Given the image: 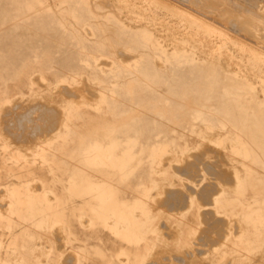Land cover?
Listing matches in <instances>:
<instances>
[{"label":"rangeland","instance_id":"374dc122","mask_svg":"<svg viewBox=\"0 0 264 264\" xmlns=\"http://www.w3.org/2000/svg\"><path fill=\"white\" fill-rule=\"evenodd\" d=\"M123 1L0 0V83L12 79L14 85L29 88L26 98L10 104L0 103V122L5 116V109L11 111L10 108H13L14 115H31L29 117L25 114L29 117L28 121L24 122L28 130L34 125H41L38 123L39 114L40 117H49L50 114H44L45 108V111H52L58 117L60 132L62 126L65 130L63 121L73 113L78 116H90L88 127L82 130L88 131L90 139L87 143L90 144L84 147L88 146L93 156L89 155L91 157L88 165L95 170L79 172L78 182H86L87 179L102 182L108 174L114 172L120 174L121 181L126 179L130 168L140 164L154 183L136 192L148 196L146 200L149 201L138 206L151 207V210H154V219L158 214L165 215V210L157 204L158 199L163 196L164 186L174 189L178 187L176 189L190 196L189 205L197 212V222L200 219L199 229L192 233L188 240L193 261H204L206 264H244L245 261V264H264V0ZM175 1L179 2L181 7ZM245 2H249L248 5ZM174 4L175 6H172ZM145 5V11L139 12V8ZM238 22L241 23L240 26ZM208 24L223 34H206L205 27ZM237 27H242V31ZM231 32L237 33L233 35ZM257 35L263 38H258ZM197 42H204L208 47L212 45L221 48V58L214 57L217 52L212 55L209 49L198 45ZM195 66L197 67L194 68ZM39 73L49 84L40 80ZM94 81H98L99 85L94 84ZM99 93L101 101L97 103ZM71 97L74 100H71ZM183 99H186V102ZM88 102L92 105L97 103L99 109L95 110L94 106L86 105ZM135 120L142 121V130L155 131L157 138L142 139L140 144H135V140L125 137L123 132L132 130ZM28 122H33L32 127H29L31 124ZM236 135L238 138H234ZM54 136L56 135L46 139L47 153L58 135L55 138ZM228 137L234 140L229 142ZM92 147L101 149L95 151ZM19 148L10 150L5 145L2 152H6L9 157L16 152L18 162H27V159L31 158L29 163L37 164L38 158L36 153L34 154L38 152L37 145L33 146L34 150L29 151V156L18 153L21 151ZM191 149H195L197 154L204 152V162L218 161L225 171H229L230 180L225 183L219 180L213 182L203 165L199 166L198 171L201 173V180L197 178L193 181L177 172L187 161H191L190 153L194 152ZM211 149L216 154L211 152ZM15 162V167L20 165ZM51 167L52 169L46 172L47 180L53 182L59 178L69 179V172L56 171L53 165L47 164V168ZM68 182L59 187H39L37 182L26 188L0 186V211L34 210L36 204L33 201L37 200L42 202L41 206L45 209L64 210L71 205V195L118 194L116 188L106 191L104 184L100 183L102 186L92 185L91 182L89 186H70ZM212 182L218 186L216 194L211 197V204L203 205L197 201L196 195L189 194L188 188L193 192L197 189L198 193L200 188L197 187ZM22 191L27 193V196H24V199H28L27 204L21 201L23 195L17 196L21 195ZM205 210L213 212L216 218H223L224 224L204 237L200 232L206 228L201 215ZM141 212L139 208L129 211L132 222H118L112 213L108 214L105 227L109 230L115 228L113 230L116 231L111 237L118 239L117 231H122L127 226H132L133 222L139 221L143 217ZM182 212H174L169 217L180 220L184 215ZM199 237L203 238L202 242L196 241ZM98 238L80 236L79 248L85 249L90 255L98 253L104 249ZM198 242L202 244L199 245ZM15 253L14 262L17 264L21 252ZM47 254L48 250L45 255ZM84 256L85 252L78 253V264L83 261ZM123 259L121 255L117 258L119 263H122ZM98 261L101 262V257Z\"/></svg>","mask_w":264,"mask_h":264},{"label":"crops","instance_id":"0c3cea01","mask_svg":"<svg viewBox=\"0 0 264 264\" xmlns=\"http://www.w3.org/2000/svg\"><path fill=\"white\" fill-rule=\"evenodd\" d=\"M28 95L29 88H26L24 85H14L12 83V79L6 80L5 83H0L1 104H10L15 100L24 99ZM12 110L13 108H11V111L8 110L9 112H6L7 116L1 120L2 123L0 122V186L26 188L32 183L37 182V186L39 187H59L63 186L65 182L67 184V181H69L68 183H70V186H89L91 183L92 185L104 184L106 191L116 188L118 194L108 195L105 193L101 195H71V200L69 201L71 205L64 210L57 208L49 210L45 209L44 206H41L42 202L37 200L35 202L33 201V203L36 204V209L34 210L22 209L6 212L0 211V264H15L14 260H16V258L13 256L15 255V251L21 252L17 258V261L19 260V263L17 264H78V253L81 251L85 252V256L80 264H168V262L169 264H205L204 261H193V259H191L193 258V255L189 253V236L199 228L197 222V212L192 210V205L186 209L177 210L184 212H182L184 214L183 218L178 221L177 219L169 217V215L171 216V214L177 211L169 212L167 210L168 208L160 206L159 203L163 196L159 198L157 204H159V208L166 210L163 212L165 215L158 214L157 218L154 219L153 213H151L153 212L151 207L138 206L141 203H146L148 201L146 200L148 197L146 195L136 194V192L139 191V189L141 190L151 185L152 182L154 183V180L149 178L144 169L141 168L140 164L130 168L129 172L125 176L126 179H121V181L120 174L118 172H114L110 175L108 174L106 176L107 178L102 180V182H96L97 180L95 179H87L86 182H78L77 179L79 172L95 170L88 165L89 157L92 156L88 148L90 143H87L90 139L87 135L88 131L82 130V128L88 127L87 123L90 116H78L73 113L67 120L63 121L65 130H63L62 126V130L59 132V126L57 125L59 122L58 117L52 115L47 118L43 115L42 117H39L40 121L38 120V123L43 124H41L42 129L38 124L37 126L40 128L33 126L35 128L33 130L32 127V132L30 133V128L28 130L23 128L25 127L23 122H27L28 117L25 115H13ZM14 116L17 118H12ZM22 116L25 120H27H21L23 119ZM18 117H21V119L17 120L19 119ZM49 118H51V120ZM7 120L10 121L11 125L7 122ZM20 121L23 123L21 126H19L21 123ZM44 121L47 123L46 125L43 123ZM13 122H17L16 125H13L15 124ZM133 123V129L127 130L123 133L126 135L125 137L135 140V144H140L142 139L157 138V133L155 131L142 130V121L135 120ZM3 124L4 129L2 127ZM7 124H9L10 127L6 126ZM18 127L20 129L22 128L23 131L22 129H18ZM93 127L98 126H92V128ZM13 128H15L16 132ZM36 129L42 130L41 132L43 134L39 132L40 130L37 132ZM20 131H22L23 134H21ZM11 132L12 134L15 133L16 136L15 134L11 135ZM33 133H36L37 135H33ZM8 134L10 135L8 136L9 138L7 137ZM40 134L42 135L40 136ZM28 135H32V138ZM38 135L39 137H37ZM53 135L58 136H54V138L56 137L54 139L55 141L52 142V146L47 153L45 151V139H50ZM17 136H19L18 139ZM16 139L18 141H16ZM25 139L27 141L24 142ZM86 144H88V146L84 147ZM5 145L7 148L21 147V151L18 153L25 156H29V151L31 149L34 150L33 146L37 145L38 152H34L38 158L37 164L33 165L29 163L31 158L27 159L29 162H18L19 160H17L16 152L13 154L11 153L12 155L9 157L2 152ZM27 145L29 149L26 147ZM92 148L95 151H99L101 149L100 147ZM15 159L17 160L16 162L14 161ZM13 161L15 163H20V165L15 167L13 165ZM47 164L53 165V169L56 171L69 172V179L59 178L53 180V182L47 180L46 172L47 170L52 169V167L47 168ZM73 182H75V184H73ZM17 196H22L21 201L23 204L28 203V199H24V196H27L25 191H22L21 195L17 194ZM135 208L142 210L141 213L143 214V217L139 219V221L133 222L132 226L130 225L122 231H117V233H119L118 239L111 237V235L116 231L114 232L113 230L115 228L109 230L105 227L106 216L112 213L118 222H120V220L131 221V212L129 213V211L134 210ZM162 217L164 219H162ZM173 235L176 240L173 238ZM80 236H86L87 238L90 236L99 237L98 241L101 242L104 249L98 253L90 255L85 249L79 248ZM166 244L169 245L167 246ZM47 250L48 254L45 255L44 253L47 252ZM62 251H65L66 253ZM120 255L124 257L122 263H119L117 260ZM181 255L183 258L180 259ZM57 256L59 258H57ZM99 257H101V262L98 261ZM166 257H169V260H167Z\"/></svg>","mask_w":264,"mask_h":264},{"label":"bare ground","instance_id":"6f19581e","mask_svg":"<svg viewBox=\"0 0 264 264\" xmlns=\"http://www.w3.org/2000/svg\"><path fill=\"white\" fill-rule=\"evenodd\" d=\"M123 1V0H122ZM134 1H136V0H134ZM139 1H141V0H139ZM158 1V0H157ZM168 1V0H167ZM166 1V2H167ZM173 1V0H172ZM202 1V0H201ZM207 1V0H206ZM230 1V0H229ZM239 1V0H238ZM241 1V0H240ZM243 1H245V0H243ZM246 1H248V0H246ZM256 1V0H255ZM124 2V1H123ZM175 2H177V1H175ZM183 2V1H182ZM184 2H186V1H184ZM187 2H188V0H187ZM197 2H199V1H197ZM254 2V1H253ZM263 2V1H262ZM162 3V2H161ZM172 3V2H171ZM179 5H180V3L179 2H177ZM190 3V2H189ZM209 3V2H208ZM213 3V2H212ZM239 3H241V2H239ZM245 3H247V2H245ZM249 3V2H248ZM248 3H247V5H248ZM255 3H257V2H255ZM261 3V2H260ZM120 4V3H119ZM194 4H196V2L194 3ZM202 4V3H201ZM205 4V3H204ZM99 5V4H98ZM124 5V4H123ZM246 5V4H245ZM263 5V4H262ZM100 6H101V4H100ZM107 6V5H106ZM172 6H175V4L174 5H172ZM177 6V5H176ZM184 6V5H183ZM146 5L144 6V7H141V8H139L141 11H139V12H142V11H145L144 9H146ZM170 7V6H169ZM180 7H181V5H180ZM208 7V6H207ZM212 7H213V5H212ZM218 7V6H217ZM241 7V6H240ZM60 8V7H59ZM183 8V7H182ZM190 8V7H189ZM206 8V7H205ZM204 8V9H205ZM214 8V7H213ZM235 8V7H234ZM237 8V7H236ZM239 8V7H238ZM245 8V7H244ZM254 8V7H253ZM106 9V8H105ZM120 9V8H119ZM150 9V8H149ZM174 9V8H173ZM179 9V8H178ZM185 9V8H184ZM209 9H211V8H209ZM177 10V9H176ZM190 10H192V9H190ZM189 10V11H190ZM234 10H236V9H234ZM248 11H250L249 9H247ZM108 11V10H107ZM114 10H112V12H113ZM180 11H181V9H180ZM188 11V10H187ZM194 11V10H193ZM203 11V10H202ZM148 12H149V10H148ZM195 12H197V11H195ZM195 12H194V14H195ZM222 12V11H221ZM237 12V11H236ZM241 12V11H240ZM242 12H246V11H242ZM252 12V11H251ZM114 13V12H113ZM180 13H183V12H180ZM186 13V12H185ZM193 13V12H192ZM191 13V14H192ZM235 13V12H234ZM100 14V13H99ZM153 14V13H152ZM154 14H155V12H154ZM158 14V13H157ZM193 14V15H194ZM200 14V13H199ZM201 15V14H200ZM203 15V14H202ZM261 15V14H260ZM139 16V15H138ZM157 16H159V14L157 15ZM166 16V15H165ZM204 16V15H203ZM235 16V15H234ZM140 17V16H139ZM169 17V16H168ZM191 17V16H190ZM206 17V16H205ZM261 17V16H260ZM264 17V16H263ZM170 18V17H169ZM207 18V17H206ZM209 18V17H208ZM121 19V18H120ZM164 19V18H163ZM172 19V18H171ZM196 19H198V18H196ZM195 19V20H196ZM201 19V18H200ZM203 19V18H202ZM210 19V18H209ZM209 19H207L208 21H209ZM213 19V18H212ZM212 19H211V23H212ZM264 19V18H263ZM215 20V19H214ZM176 21V20H175ZM174 21V22H175ZM201 21V20H200ZM232 21H234V20H232ZM104 22V21H103ZM198 22V21H197ZM203 22H205V21H203ZM237 22V21H236ZM243 22V21H242ZM199 23V22H198ZM217 23H218V21H217ZM232 23V22H231ZM244 23H246V22H244ZM248 23V22H247ZM50 24V23H49ZM104 24V23H103ZM128 24V23H127ZM177 24H179V23H177ZM201 24V23H200ZM216 23H214V25H215ZM218 24H220L221 25V23H218ZM233 24H234V22H233ZM238 24H239V22H238ZM241 24V23H240ZM240 24H239V26H240ZM243 24V23H242ZM249 24H251V23H249ZM140 25V24H139ZM171 25V24H170ZM202 25V24H201ZM245 26H246V24H244ZM138 26V25H137ZM179 26V25H178ZM216 26V25H215ZM230 26V25H229ZM234 26V25H233ZM235 26H236V23H235ZM238 26V25H237ZM242 26V25H241ZM244 26V27H245ZM18 27V26H17ZM130 27V26H129ZM214 27V26H213ZM243 27V26H242ZM241 27V28H242ZM258 27V26H257ZM29 28V27H28ZM78 28V27H77ZM176 28V27H175ZM179 28V27H178ZM235 28V27H234ZM237 28H240V27H237ZM241 28H240V31H242L241 30ZM255 28V27H254ZM112 29V28H111ZM248 29V28H247ZM249 29L251 30V28L249 27ZM249 29H248V32H249ZM260 29V28H259ZM113 30V29H112ZM199 30V29H198ZM226 30V29H225ZM224 30V31H225ZM245 30H246V28H245ZM26 31V30H25ZM84 31V30H83ZM108 31V30H107ZM109 31H110V29H109ZM181 31V30H180ZM233 31V30H232ZM262 31V30H261ZM111 32V31H110ZM183 32V31H182ZM215 32H217V33H215ZM226 32H228V31H226ZM233 32H235V31H233ZM243 32H244V29H243ZM253 32H256V31H253ZM252 32V33H253ZM10 33V32H9ZM13 33V32H12ZM21 33V32H20ZM86 33V32H85ZM191 33V32H190ZM193 33V32H192ZM205 33L206 34H218L219 36H221L223 33H221L219 30H216V29H214V28H212L211 26H209V24L205 27ZM232 33V32H231ZM231 33H229V34H231ZM237 33V32H236ZM235 33V34H236ZM245 33V32H244ZM247 33V32H246ZM251 33V32H250ZM249 33V34H250ZM259 33L261 34V32L259 31ZM18 34V33H17ZM17 34L15 35V36H17ZM40 34V33H39ZM87 34V33H86ZM102 34V33H101ZM162 34V33H161ZM227 34V33H226ZM233 34V33H232ZM231 34V35H232ZM235 34H233V35H235ZM30 35V34H29ZM28 35V36H29ZM194 35V34H193ZM237 35H239V34H237ZM251 35V34H250ZM35 36V35H34ZM156 36V35H155ZM184 36V35H183ZM209 36V35H208ZM253 36V35H252ZM258 36V35H257ZM260 36V35H259ZM259 36H258V38H259ZM14 37V36H13ZM230 37V36H229ZM240 37V36H239ZM241 37H244V36H241ZM254 37V36H253ZM261 38H263L262 36H260ZM29 38V37H28ZM27 38V39H28ZM182 38V37H181ZM201 38V37H200ZM232 38V37H231ZM236 38V37H235ZM245 38H246V36H245ZM250 38H251V36H250ZM17 39V38H16ZM16 39H14V40H16ZM237 39H239V38H237ZM236 39V40H237ZM249 39V38H248ZM32 40V39H31ZM30 40V41H31ZM162 40V39H161ZM243 40V39H242ZM26 41V40H25ZM58 41V40H57ZM71 41V40H70ZM178 41V40H177ZM193 41V40H192ZM206 41V40H205ZM204 41V42H205ZM208 41V40H207ZM241 41V40H240ZM248 41V40H247ZM253 41V40H252ZM254 41H255V39H254ZM253 41V42H254ZM258 41V40H257ZM23 42V41H22ZM204 42H197L198 43V45H200V46H202V47H205V48H207V49H209V51H210V53L212 54V55H214V53H216L217 52V55H215L214 57H216V58H221V48H219V47H217V46H212V45H209L210 47H208V45H206ZM209 42V41H208ZM238 42V41H237ZM251 42V41H250ZM249 42V43H250ZM256 42V41H255ZM259 42V41H258ZM21 43V42H20ZM34 43V42H33ZM242 43V42H241ZM240 43V44H241ZM244 43V42H243ZM261 43H262V41H261ZM19 44V43H18ZM27 44V43H26ZM25 44V45H26ZM251 44V43H250ZM257 45H258V43H256ZM28 45V44H27ZM238 45H239V43H238ZM55 46V45H54ZM60 47V46H59ZM160 46H157V48H159ZM176 47V46H175ZM39 48V47H38ZM170 48V47H169ZM173 48V47H172ZM256 48V47H255ZM260 48V47H259ZM262 48H264L263 46H262ZM261 48V49H262ZM230 49H232V48H230ZM196 51H197V49H195ZM108 51V50H107ZM169 51V50H168ZM142 52V51H141ZM254 52V51H253ZM259 52H261L260 50H259ZM176 53V52H175ZM264 53V52H263ZM134 54V53H133ZM200 54V53H199ZM227 54V53H226ZM99 56H101V55H99ZM225 56V55H224ZM175 57V56H174ZM198 57V56H197ZM226 57V56H225ZM262 57V56H261ZM92 58V57H91ZM228 58V57H227ZM264 58V57H263ZM119 59V58H118ZM189 59V58H188ZM80 60V59H79ZM191 60V59H190ZM226 60V59H225ZM183 61V60H182ZM218 61V60H217ZM122 62V61H121ZM177 62H179V61H177ZM189 62V61H188ZM187 62V63H188ZM193 62V61H192ZM220 61H218V63H219ZM233 62H234V60H233ZM215 63V62H214ZM224 63H226V62H224ZM223 63V64H224ZM263 63V62H262ZM180 64V63H179ZM203 64H204V62H203ZM187 65V64H186ZM191 65H192V63H191ZM221 65V64H220ZM85 66V65H84ZM102 66V65H101ZM184 66H185V64H184ZM183 67V66H182ZM197 66H195L194 68H196ZM223 67V66H222ZM248 67V66H247ZM259 67V66H258ZM187 68V67H186ZM189 68H191V67H189ZM188 68V69H189ZM231 69V68H230ZM201 70V69H200ZM215 70V69H214ZM220 70V69H219ZM225 70H226V68H225ZM229 70V69H228ZM227 70V71H228ZM196 71V70H195ZM227 73V72H226ZM232 74V73H231ZM34 75V74H33ZM33 75H31V76H33ZM193 75V74H192ZM38 77L40 78V80H42L43 82H45L46 84H49L48 83V81L46 80V79H44L43 77H42V75L39 73L38 74ZM188 77H190L189 75H188ZM135 81V80H134ZM31 83V82H30ZM82 84V83H81ZM94 84H96V85H99V82L98 81H94ZM36 85V84H35ZM40 85V84H39ZM93 85V84H92ZM175 85V84H174ZM76 87V86H75ZM49 88H51V87H49ZM61 88H62V86H61ZM78 88V87H77ZM77 88H75L76 90H77ZM81 88V87H80ZM127 88V87H126ZM125 88V89H126ZM42 89V88H41ZM62 89H64V88H62ZM73 89V88H72ZM51 90V89H50ZM71 90V89H70ZM69 90V91H70ZM74 90V89H73ZM124 90V89H123ZM241 91H243V90H241ZM240 91V92H241ZM84 92V91H83ZM129 92V91H128ZM239 92V93H240ZM62 93H64V92H62ZM66 93V92H65ZM77 93V92H76ZM75 93V94H76ZM79 93V92H78ZM82 93V92H81ZM87 93H89V92H87ZM95 93V92H94ZM31 94V93H30ZM74 94V93H73ZM49 95V94H48ZM47 95V96H48ZM59 95H60V93H59ZM68 95V94H67ZM86 95V94H85ZM262 95H264V93L262 92ZM33 96V95H32ZM50 96V95H49ZM62 96V95H61ZM66 96V95H65ZM83 96H84V94H83ZM87 96V95H86ZM27 97V96H26ZM36 97V96H35ZM40 97H41V95H40ZM133 97V96H132ZM50 98V97H49ZM51 98H53V97H51ZM67 98V97H66ZM77 98H79V97H77ZM80 98H81V100L83 99L81 96H80ZM135 98V97H134ZM246 98V97H245ZM98 100H97V103H99V101H101V94L99 93L98 94V98H97ZM129 99V98H128ZM26 100V99H25ZM37 100V99H36ZM71 100H74L72 97H71ZM70 100V101H71ZM89 100V99H88ZM133 100H135V99H133ZM184 100V99H183ZM186 100V99H185ZM184 100V101H185ZM20 101V100H19ZM19 101H17V102H19ZM31 101V100H30ZM34 101V100H33ZM32 101V102H33ZM43 101V100H42ZM57 101H58V99H57ZM84 101V100H83ZM127 101V100H126ZM161 101V100H160ZM36 102V101H35ZM73 102V101H72ZM162 102V101H161ZM186 102V101H185ZM201 102V101H200ZM9 103V102H8ZM49 103V102H48ZM51 103V102H50ZM75 103V102H74ZM79 103H81V102H79ZM78 103V104H79ZM97 103H95L94 105H92L91 103H87L86 105H88V106H94V109L95 110H98L99 109V106H98V104ZM126 103V102H125ZM153 103V102H152ZM166 103H167V101H166ZM20 104H21V102H20ZM20 104H18L17 106H19ZM27 104H29L28 103V100H27ZM31 104V103H30ZM35 104V103H34ZM37 104V103H36ZM39 104V103H38ZM71 104V103H70ZM138 104V103H137ZM44 105V104H43ZM55 105V104H54ZM57 105V104H56ZM76 105V104H75ZM263 105H264V103H263ZM17 106H16V108H17ZM30 106V105H29ZM33 106V105H32ZM49 106V105H48ZM69 106V105H68ZM134 106V105H133ZM132 106V107H133ZM143 106V105H142ZM8 107H9V105H8ZM14 108H15V106H13ZM21 107V106H20ZM24 107H25V105H24ZM37 107V106H36ZM58 107V106H57ZM59 107H60V105H59ZM26 108V107H25ZM24 108V109H25ZM29 108V107H28ZM32 108V107H31ZM53 107H51V109H52ZM126 108V107H125ZM136 108H137V106H136ZM157 108V107H156ZM155 108V109H156ZM0 109H2V108H0ZM11 109V108H10ZM34 109V108H33ZM36 109V108H35ZM44 109V114L45 115H47V114H50L49 115V117L50 116H52V115H54L53 113H52V111H49V110H46L45 111V108H43ZM49 109H50V107H49ZM58 109V108H57ZM128 109V108H127ZM132 109V108H131ZM166 109H168V108H166ZM20 110H22V109H20ZM20 110H19V112H20ZM26 110H28V109H26ZM37 111H38V109H36ZM41 110H42V107H41ZM40 110V111H41ZM66 110H67V108H66ZM5 111H6V109H5ZM5 111H4V115L5 116H7L6 114H5ZM13 111V110H12ZM24 111V110H23ZM35 111V110H34ZM43 111V110H42ZM128 111V110H127ZM7 113L9 112L8 110L6 111ZM25 112V111H24ZM30 112V111H29ZM33 112V111H32ZM54 112V111H53ZM128 112H130V111H128ZM134 112H135V110H134ZM153 112H154V110H153ZM34 113V112H33ZM43 113V112H42ZM95 113V112H94ZM156 113V112H155ZM161 113V112H160ZM3 114V113H2ZM25 114H27L28 115V113H24V115ZM131 114V113H130ZM129 114V115H130ZM14 115V114H13ZM18 115V114H17ZM22 115H23V113H22ZM36 115V114H35ZM34 115V117H35V119H36V116ZM43 115V114H42ZM127 115V114H126ZM134 115V114H133ZM132 115V116H133ZM141 115V114H140ZM164 115V114H163ZM2 117H3V115H1ZM4 116V117H5ZM12 116V115H11ZM18 116H21L20 115V113H19V115ZM29 116V115H28ZM31 116V115H30ZM29 116V117H30ZM41 115L39 114V117H40ZM59 116V115H58ZM29 117H28V119H29ZM38 117V118H39ZM165 117V116H164ZM164 117H162L163 119H164ZM1 118V117H0ZM12 118H15V116L14 117H12ZM17 118V117H16ZM15 118V119H16ZM19 119H17V120H20L21 119V117H18ZM22 118L23 119H21V120H25L24 119V117L22 116ZM37 118V119H38ZM48 118V117H47ZM129 118V117H128ZM132 118V117H131ZM255 118V117H254ZM2 119V118H1ZM10 119V118H9ZM14 119V120H15ZM31 119V118H30ZM34 119V118H33ZM50 120H51V118H49ZM124 119V118H123ZM13 120V119H12ZM16 120V121H17ZM27 120V119H26ZM25 120V121H26ZM44 120V119H43ZM42 120V121H43ZM104 120V119H103ZM125 120H127L126 119V117H125ZM196 120V119H195ZM40 121V120H39ZM38 121V122H39ZM41 121V122H42ZM46 121H47V119H46ZM117 121V120H116ZM163 121V120H162ZM7 122H9V124L11 125V123H10V121L9 120H7ZM21 122V121H20ZM19 122V123H20ZM55 122V121H54ZM102 122V121H101ZM125 122V121H124ZM151 122V121H150ZM157 122V121H156ZM155 122V123H156ZM1 123H2V121H1ZM4 123V122H3ZM13 123H15V124H13ZM12 124L13 125H16V123L17 122H13ZM24 123V122H23ZM22 122L20 123V125L19 126H21V124H23ZM28 123H30V122H28ZM33 123V122H32ZM32 123H30L31 124V126H29V127H32ZM43 123H45V121L43 122ZM120 123V122H119ZM163 123V122H162ZM168 123V122H167ZM9 124H7L6 126H9L10 127V125ZM27 124V123H26ZM35 124V123H34ZM33 124V125H34ZM42 124V123H41ZM47 123H45V125H46ZM51 124V123H50ZM118 124V123H117ZM151 124V123H150ZM157 124V123H156ZM160 124V123H159ZM18 125V124H17ZM28 125V124H27ZM43 125V124H42ZM113 126H114V124H112ZM223 125H225V124H223ZM222 125V126H223ZM2 126V125H1ZM24 126H26V125H24ZM35 126V125H34ZM39 126H41L40 124H39ZM39 126H36V128L37 127H39ZM169 126V125H168ZM3 129H4V124H3ZM23 127V126H22ZM16 128V127H15ZM15 128H13L14 129V131H15ZM23 128H26V127H23ZM34 128L35 127H33V130H34ZM40 128V127H39ZM170 128V127H169ZM218 128V127H217ZM7 129V128H6ZM5 129V130H6ZM11 129H12V127H11ZM10 129V130H11ZM18 129H20L19 127H18ZM22 129V128H21ZM20 129V130H21ZM27 129V128H26ZM29 129V128H28ZM41 129H42V126H41ZM31 130V131H30ZM30 130H29V132L31 133L32 132V129L30 128ZM37 130V129H36ZM36 130H35V132H36ZM40 130V129H39ZM39 130H37V132L39 131ZM235 130V129H234ZM3 131V130H2ZM13 131V132H14ZM22 131H23V129H22ZM22 131H20V133L21 134H23L22 133ZM27 131V130H26ZM25 131V132H26ZM42 130H40L39 132H41ZM46 131L48 132V130L46 129ZM45 131V132H46ZM160 131V130H159ZM5 132V131H4ZM16 132V131H15ZM28 132V131H27ZM162 132V131H161ZM160 132V133H161ZM166 132H167V130H166ZM172 132V131H171ZM3 133V132H2ZM7 133V132H6ZM6 133H5V135H6ZM42 133V132H41ZM168 133V132H167ZM1 134V133H0ZM11 135H14V134H12V132L10 133ZM21 134H19V135H21ZM24 134H26V133H24ZM37 135L36 133H33V135ZM43 134V133H42ZM42 134H40V136L42 135ZM48 134V133H47ZM103 134V133H102ZM221 134V133H220ZM233 134V133H232ZM27 135V134H26ZM205 135V134H204ZM203 135V136H204ZM8 136H10L9 134L7 135V137ZM15 136H16V134H15ZM30 138H32V135H28ZM103 136V135H102ZM181 136V135H180ZM179 136V137H180ZM6 137V136H5ZM12 137H14V136H12ZM18 137L19 136H17V139H18ZM37 137H39V135L37 136ZM9 138V137H8ZM26 138H28V137H26ZM46 138V137H45ZM234 138H238V135H236ZM10 139H11V137H10ZM9 139V140H10ZM13 139H15V138H13ZM16 139V141H18ZM34 139V138H33ZM33 139H31V140H33ZM38 139V138H37ZM148 139H150V138H148ZM175 139V138H174ZM213 139V138H212ZM216 139V138H215ZM226 139V138H225ZM20 140V139H19ZM46 140V139H45ZM177 140V139H176ZM179 140V139H178ZM195 140V139H194ZM206 140V139H205ZM209 140V139H208ZM228 140H229V142L230 141H233L234 139L232 138V137H228ZM14 141V140H13ZM25 141H27L26 139L24 140V142ZM30 141V140H29ZM38 141H39V139H38ZM41 141H43V140H41ZM173 141V140H172ZM209 141H211V140H209ZM15 142V141H14ZM21 142V141H20ZM22 142H23V140H22ZM32 142V141H31ZM153 142V141H152ZM226 142V141H225ZM205 143V142H204ZM203 143V144H204ZM21 144H23V143H21ZM36 144V143H35ZM172 144V143H171ZM232 144V143H231ZM17 145V144H16ZM28 145H29V143H28ZM28 145L26 146V147H28ZM1 146V145H0ZM35 146V145H34ZM203 146V145H202ZM207 146V145H206ZM226 147H227V145H226ZM234 147V146H233ZM18 148V147H17ZM23 148H24V146H23ZM189 148V147H188ZM201 148V147H200ZM199 148V149H200ZM20 150H21V147L19 148ZM28 149H29V147H28ZM92 149V148H91ZM156 149V148H155ZM10 150H11V148H10ZM24 150V149H23ZM32 150V149H31ZM191 150H195V149H191ZM212 150V149H211ZM221 150H222V148H221ZM19 151V150H18ZM26 151V150H25ZM24 151V152H25ZM158 151V150H157ZM242 151V150H241ZM23 152V153H24ZM33 152V151H32ZM104 152V151H103ZM170 152H172V151H170ZM176 152V151H175ZM179 152V151H178ZM195 152V151H194ZM194 152H192V153H190L191 154V156H190V159H191V161H187L186 162V164L184 165V167H183V165L181 166L182 168H180V170L178 171L177 170V172H179V173H181V174H183L184 176H187V177H189L190 179H192L193 181H194V179H200L201 178V173H199L198 171H199V166H204V168H205V172H207L208 173V175L211 177V179L213 180V182L215 181V180H219V181H224V183H225V181H229L230 180V178H231V175L227 172V171H225V169L223 168V167H221L219 164H218V161H217V163L216 162H204L203 161V155H205L204 154V152H202V153H200V154H197L196 152L194 153ZM200 152H201V150H200ZM211 152H213L214 154H216L215 153V151L214 150H212ZM231 152V151H230ZM6 153V152H5ZM159 153H163L162 151L160 152L159 151ZM210 153V152H209ZM193 154V155H192ZM197 154V155H196ZM208 154V153H207ZM17 156V155H16ZM105 156V155H104ZM184 156V155H183ZM207 156H209V155H207ZM218 156V155H217ZM214 157V156H213ZM216 157V156H215ZM223 157V156H222ZM180 158V157H179ZM184 158H186V156L184 157ZM183 158V159H184ZM213 159V158H212ZM228 159V158H227ZM25 160V159H24ZM156 160V159H155ZM175 160V159H174ZM177 160V159H176ZM185 160V159H184ZM183 160V161H184ZM220 160V159H219ZM36 161V160H35ZM27 162H29V161H27ZM37 162V161H36ZM161 162V161H160ZM179 162V161H178ZM223 162V161H222ZM12 163V162H11ZM220 163V162H219ZM231 163V162H230ZM175 164V163H174ZM178 166H180V165H178ZM152 167V166H151ZM203 168V167H202ZM223 168V169H222ZM230 168V167H229ZM234 168V167H233ZM172 169V168H171ZM232 169V168H231ZM233 170V169H232ZM11 171V170H10ZM163 171V170H162ZM201 171V170H200ZM17 172V171H16ZM165 172V171H164ZM163 173V172H162ZM206 173V174H207ZM10 174V173H9ZM155 174V173H154ZM160 174V173H159ZM41 175V174H40ZM178 175V174H177ZM233 175V174H232ZM45 176V175H44ZM181 177V176H180ZM39 178H41V177H39ZM184 178V177H183ZM235 178V177H234ZM43 179H44V177H43ZM169 179V178H168ZM167 179V180H168ZM123 180V179H122ZM201 180V179H200ZM199 180V181H200ZM212 180H210V181H212ZM160 181V180H159ZM159 181H157V182H159ZM164 181V180H163ZM178 181H182V180H178ZM32 182V181H31ZM162 182V181H161ZM209 183V184H206V185H204V186H202V187H197V188H200V190L198 191V193H197V189H195L196 190V192L194 191H192V189L191 188H188V186H187V188H188V190L190 191V193L189 194H193L194 196L196 195V197H197V201H200L201 202V204H203V205H205V204H211L210 203V201H211V197L213 196V195H215L216 194V191H217V186L215 185V183ZM14 183V182H13ZM222 183V182H221ZM40 184V183H39ZM70 184V183H69ZM169 184V183H168ZM188 184V183H187ZM17 185V184H16ZM152 185V184H151ZM171 185V184H170ZM169 185V186H170ZM182 185V184H181ZM189 185V184H188ZM25 186V185H24ZM161 186V185H160ZM184 186V185H183ZM197 186V185H196ZM3 187V186H2ZM29 187V186H28ZM165 187V186H164ZM162 188V190H163V198L160 200V206H162V207H166V208H168L167 210L169 211V212H174V211H177V210H180V209H186L187 207H189L190 205V203H189V197L190 196H188L187 194H184L183 193V191H181V190H179V189H176V188H178V187H176L175 189L174 188ZM168 187V186H167ZM233 186H231V188H232ZM93 188V187H92ZM91 188V189H92ZM184 188H185V186H184ZM226 188H227V186H226ZM229 188V187H228ZM4 189V188H3ZM8 189V188H7ZM30 189V188H29ZM152 189V188H151ZM45 190V189H44ZM66 190V189H65ZM28 191V190H27ZM49 191V190H48ZM8 192V191H7ZM45 192H47V191H45ZM95 192V191H94ZM32 193V192H31ZM43 193H44V191H43ZM150 193H151V191H150ZM158 193V192H157ZM49 194V193H48ZM152 194V193H151ZM3 195V194H2ZM44 195V194H43ZM53 195V194H52ZM156 195V194H155ZM5 196V195H4ZM40 196V195H39ZM49 196V195H48ZM150 196V195H149ZM162 196V195H161ZM148 197V196H147ZM44 198V197H43ZM54 198V197H53ZM7 199V198H6ZM150 199V198H149ZM158 199V198H157ZM2 200V199H1ZM153 200V199H152ZM159 200V199H158ZM45 201V200H44ZM45 202H47V201H45ZM148 202V201H147ZM158 202V201H157ZM4 203V202H3ZM3 203H2V205H3ZM6 203V202H5ZM104 203V202H103ZM196 203V202H195ZM213 204V203H212ZM159 207V206H158ZM211 207V206H210ZM154 208V207H153ZM156 208V207H155ZM208 209V208H207ZM154 211V210H153ZM166 211V210H165ZM198 211H199V209H198ZM208 211V212H207ZM181 212V211H180ZM1 213V212H0ZM152 213V212H151ZM223 213V212H222ZM176 214V213H175ZM164 215V214H163ZM199 215V214H198ZM201 215H202V221L204 222L203 224H204V226L206 227V228H203L202 230H201V232H200V234L201 235H203L204 237L206 236V235H208L210 232H212V231H214V229L217 227H220V226H222L223 224H224V219L223 218H216V216H215V214L213 213V212H211V211H209V210H205L203 213H201ZM222 216L224 215V213L223 214H221ZM133 216V215H132ZM232 216V215H231ZM230 216V217H231ZM134 217V216H133ZM198 217V216H197ZM225 217H226V214H225ZM209 218V219H208ZM226 218H228V217H226ZM253 218V217H252ZM162 219H164L163 217H162ZM42 221V220H41ZM109 221V220H108ZM121 221V220H120ZM178 221V220H177ZM199 221H200V219H199ZM198 221V222H199ZM36 222V221H35ZM43 222H45V221H43ZM62 222H64V221H62ZM230 222V221H229ZM239 222V221H238ZM86 223V222H85ZM126 224V223H125ZM173 224V223H172ZM225 224H226V222H225ZM231 224V223H230ZM110 225V224H109ZM170 225V224H169ZM200 225V224H199ZM198 225V226H199ZM220 225V226H219ZM227 225V224H226ZM112 226V225H111ZM237 226V225H236ZM243 226V225H242ZM60 227V226H59ZM229 227V226H228ZM245 227V226H244ZM171 228V227H170ZM199 229V228H198ZM119 230V229H118ZM168 230H169V227H168ZM172 230V229H171ZM180 230V229H179ZM219 230V229H218ZM163 231V230H162ZM176 231H177V229H176ZM176 231H175V233H176ZM194 231V230H193ZM196 231V230H195ZM221 231V230H220ZM229 231V230H228ZM115 232V231H114ZM168 232H170V231H168ZM173 232H174V230H173ZM232 232H233V229H232ZM246 233V232H245ZM62 234H64V233H62ZM62 234H61V236H62ZM195 234H197V233H195ZM255 234H257V233H255ZM163 235V234H162ZM170 235V234H169ZM175 235V234H174ZM174 235H173V238H174ZM217 235H219V233L217 234ZM224 235V234H223ZM235 235V234H234ZM177 236V235H176ZM175 236V237H176ZM193 236H194V234H193ZM215 236V235H214ZM232 236V235H231ZM51 237V236H50ZM159 237V236H158ZM164 237V236H163ZM240 237V236H239ZM223 238V237H222ZM236 238V237H235ZM175 239V238H174ZM216 239V238H215ZM246 239V238H245ZM33 240V239H32ZM71 240V239H70ZM74 240V239H73ZM138 240V239H137ZM165 240V239H164ZM163 240V241H164ZM176 240V239H175ZM202 240H203V238L202 237H199V239L198 240H196V241H201L202 242ZM256 240V239H255ZM36 241V240H35ZM34 241V242H35ZM44 241V240H43ZM72 241V240H71ZM166 241V240H165ZM169 241V240H168ZM210 241V240H209ZM232 241V240H231ZM42 242V241H41ZM47 242V241H46ZM173 242H175V241H173ZM190 242V241H189ZM206 242V241H205ZM176 243V242H175ZM209 243V242H208ZM208 243H207V245H208ZM212 243H214L213 241H212ZM233 243V242H232ZM244 243V242H243ZM41 244V243H40ZM43 244V243H42ZM49 244V243H48ZM165 244V243H164ZM197 244H199V242L197 243ZM200 244H202V243H200ZM199 244V245H200ZM33 245V244H32ZM167 245V244H166ZM169 245V244H168ZM167 245V246H168ZM198 245V246H199ZM206 245V244H205ZM212 245V244H211ZM211 245H209L210 247H211ZM29 246V245H28ZM34 246V245H33ZM192 246V245H191ZM203 246V245H202ZM208 246V247H209ZM37 247V246H36ZM50 247V246H49ZM159 247V246H158ZM190 247V246H189ZM27 248V247H26ZM215 248H217V247H215ZM219 248V247H218ZM11 249V248H10ZM161 249H163V248H161ZM166 249V248H165ZM191 249V248H190ZM193 249H195V248H193ZM207 249V248H206ZM32 250V249H31ZM156 250V249H155ZM168 250H170V249H168ZM175 250V249H174ZM185 250V249H184ZM204 250V249H203ZM202 250V251H203ZM210 250V249H209ZM11 251V250H10ZM9 251V252H10ZM172 251V250H171ZM188 251V250H187ZM194 251V250H193ZM217 251V250H216ZM222 251V250H221ZM16 252V251H15ZM37 252V251H36ZM59 252V251H58ZM62 252H65V251H62ZM207 252V251H206ZM233 252V251H232ZM40 253V252H39ZM46 253V252H45ZM44 253V254H45ZM66 253V252H65ZM167 253V252H166ZM188 253V252H187ZM190 253H192L191 251H190ZM194 253V252H193ZM210 253V252H209ZM230 253V252H229ZM16 254V253H15ZM28 254V253H27ZM29 254H30V252H29ZM177 254V253H176ZM227 254V253H226ZM256 254H258V252L256 253ZM42 255V254H41ZM147 255H149V254H147ZM161 255V254H160ZM164 255V254H163ZM174 256H175V254H173ZM173 255H171V256H173ZM190 255V254H189ZM211 255V254H210ZM13 256H15V255H13ZM40 256V255H39ZM155 256V255H154ZM220 256V255H219ZM232 256H234V255H232ZM259 256H262V255H259ZM17 257V256H16ZM35 257V256H34ZM157 257V256H156ZM155 257V258H156ZM175 257H177V256H175ZM180 257V256H179ZM191 257V256H190ZM193 257V256H192ZM201 258H202V256H200ZM253 257H255V255L253 256ZM41 258V257H40ZM57 258H59L58 256H57ZM150 258V257H149ZM164 258V257H163ZM167 258V257H166ZM181 258H183L182 257V255H181V257H180V259ZM197 258V257H196ZM228 258H230V256L228 257ZM37 259H39V258H37ZM178 259V258H177ZM204 259V258H203ZM210 259V258H209ZM231 259V258H230ZM229 259V260H230ZM243 259V258H242ZM253 259V258H252ZM251 259V260H252ZM257 259V258H256ZM10 260H13V259H10ZM30 260V259H29ZM62 260V259H61ZM65 260V259H64ZM159 260V259H158ZM167 260H169V257L167 258ZM176 260V259H175ZM195 260V259H194ZM200 260V259H199ZM15 261V260H14ZM31 261V260H30ZM35 261V260H34ZM37 261V260H36ZM146 261H147V259H146ZM145 261V262H146ZM148 261H150V260H148ZM154 261H155V259H154ZM153 261V262H154ZM209 261V260H208ZM207 261V262H208ZM215 261V260H214ZM223 261V260H222ZM227 261V260H226ZM231 261V260H230ZM250 261V260H249ZM253 261H255V259L253 260ZM151 262V261H150ZM157 262V261H156ZM160 262V261H159ZM164 262V261H163ZM167 262V261H166ZM177 262V261H176ZM188 262V261H187ZM203 262V261H202ZM210 262V261H209ZM16 263H18V262H16ZM31 263V262H30ZM162 263V262H161ZM165 263V262H164ZM192 263V262H191ZM224 263V262H223ZM222 263V264H223ZM231 263V262H230ZM245 263H246V261H245ZM244 263V264H245ZM56 264V263H55ZM168 264H169V262H168ZM197 264V263H196ZM203 264V263H202ZM206 264V263H205ZM208 264V263H207ZM226 264V263H225ZM239 264V263H238Z\"/></svg>","mask_w":264,"mask_h":264}]
</instances>
